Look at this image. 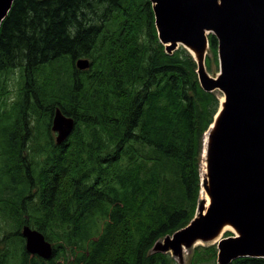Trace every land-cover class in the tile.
<instances>
[{
	"label": "trees",
	"instance_id": "obj_1",
	"mask_svg": "<svg viewBox=\"0 0 264 264\" xmlns=\"http://www.w3.org/2000/svg\"><path fill=\"white\" fill-rule=\"evenodd\" d=\"M131 14L140 24L130 23ZM209 43L210 70L212 59L218 64L219 41L210 35ZM78 58H89L91 69L77 71ZM197 70L184 48L166 53L151 0H16L0 29V80L19 72L20 99L35 105L21 124L18 107L13 112V104L0 102V218L16 221L19 236L28 223L47 239L58 223L73 264H173L169 253L154 247L193 215L185 208L165 210L159 177L144 178L136 157L139 150L149 151L168 164L184 202L198 207L203 142L220 98L201 87ZM53 97L76 129L67 147L53 146L48 134L44 160L33 156L25 165L19 131L35 136L37 122L49 133L57 106L39 113L36 104ZM98 134L103 144H96ZM26 188L39 191L36 202L25 204ZM119 237L122 246L105 260ZM36 259L52 261L23 251L19 264ZM12 260L13 251L0 248V264Z\"/></svg>",
	"mask_w": 264,
	"mask_h": 264
},
{
	"label": "water",
	"instance_id": "obj_2",
	"mask_svg": "<svg viewBox=\"0 0 264 264\" xmlns=\"http://www.w3.org/2000/svg\"><path fill=\"white\" fill-rule=\"evenodd\" d=\"M14 1L0 0V28ZM152 6L166 52L173 53L179 45L194 49L201 86L225 97L207 142L206 190L211 204L207 212L202 204L191 226L167 237L159 250L178 255L199 239L213 240L228 225L238 235L219 241V264H227L233 255L264 258V0H152ZM210 35L219 40L217 80L203 62ZM90 66L88 59L76 61L80 71ZM75 125L73 118L56 109L52 131L57 145L69 139ZM21 234L28 254L46 261L53 258V246L41 232L26 225Z\"/></svg>",
	"mask_w": 264,
	"mask_h": 264
},
{
	"label": "rangeland",
	"instance_id": "obj_3",
	"mask_svg": "<svg viewBox=\"0 0 264 264\" xmlns=\"http://www.w3.org/2000/svg\"><path fill=\"white\" fill-rule=\"evenodd\" d=\"M152 12H153L154 27L157 31L158 30L157 17L156 15H154V9H152ZM137 21H139V18L136 15L131 14L130 23L134 26V24L138 23ZM208 53H210V50H208ZM239 54L242 56L244 55L243 53H239ZM247 58H250V57H247ZM247 58H245V60H247ZM207 61L210 62V58L204 55L203 62L207 63ZM218 64H219V61H218ZM232 68H235V67H232ZM206 69L211 77H216L220 71L219 66L216 65L213 59H212V69L209 70L207 66H206ZM237 76L239 75L237 74ZM20 82H21V78H20L19 72H15V73L12 72L9 75L4 76L0 80V102L6 103L9 107H11L13 104V112H14V108L18 107L17 111H18V115L20 119L19 123L24 124L27 114L30 111H34L33 105H35V103L33 100L26 101V100L20 99ZM215 94L219 96L220 99L222 98V94L219 90L215 91ZM57 102H58V97H53L52 99H47L46 101L39 102L36 104L38 106V111L36 112L41 113L46 108L52 107V106L54 108L58 106ZM109 121L110 119L108 118L104 119L105 124H108ZM33 126H34L35 136L27 135L24 130L19 131V134H18V139L20 141L24 140L25 142L24 148L26 150V154H28V157H26V160L24 162L25 165L28 164L29 160H31V157L33 156H36L37 158L44 160L45 158L44 148L47 143L48 134L51 136V142L53 146H56V142H55L56 134L52 132L51 128L49 129V133H48V128L43 127L41 124L37 122L33 123ZM81 129H83V126ZM26 135L27 137H25ZM96 144L97 145L103 144V138L101 134L97 135ZM204 149L205 147H203V150ZM136 161L142 165V176L144 178L149 179L154 176L159 177V181L162 185V191H161V195L159 198V203L165 205V210L168 211L169 208L172 210L185 208L189 210V212L193 215V218L200 214L202 208L197 207L193 210L187 203L184 202L182 187L178 181L176 174L174 173V171L170 168L168 164L161 162L154 153L149 152V151H143V150H139L138 155L136 157ZM204 162H205V168H203ZM200 164H201V189L205 190L204 193L208 199L209 194L206 190L207 185H208L207 184L208 175H207V168H206V159L204 158L203 153L201 154V157H200ZM58 176L59 177L61 176L60 172H58ZM92 178H94V175H92ZM203 178H206L204 183L202 181ZM83 187L84 185L81 186V188ZM21 189L22 188L20 186L19 190ZM53 195L55 196V193ZM200 195H201L202 204L204 206V204L207 202V199L202 197L201 192H200ZM23 197H26L25 204H32L37 201L39 197V191L36 188H26L24 190V193L22 194V198ZM67 198H70V196H68ZM83 198L86 199V196H83ZM11 220H12L11 218H8V221H6L3 218H0V248H9L11 251H13L12 263L19 264L23 256V251H25V240L22 236L17 235L18 223L14 220L13 221ZM119 220L120 222L124 221L122 218H120ZM97 229L100 231H103L101 227H97ZM114 230H115L116 235L119 233H124V230L122 229L120 230V232H118L116 229ZM228 235H232V233L228 231L224 235V237ZM47 236H48V240L53 244L55 251H56V254L53 257L50 264H73V255L71 253V248L67 242L66 235L63 232L61 225H59L58 223L54 224V226L49 231V234ZM211 241L212 239L206 240V241L200 239L196 241L194 244H192L191 246H184L180 254L178 255L170 254L172 260L174 261L173 264H219L218 263V258H219L218 242L212 243ZM161 244H162V241H160L157 244L156 250L158 252H161L159 250V247L161 246ZM127 245H129V243H127ZM121 246H122V238L119 237L115 243V249L113 251L108 252V254L105 257V260H111L115 256L117 250ZM34 262L37 264H40V262L37 259ZM103 264H106V261Z\"/></svg>",
	"mask_w": 264,
	"mask_h": 264
},
{
	"label": "bare ground",
	"instance_id": "obj_4",
	"mask_svg": "<svg viewBox=\"0 0 264 264\" xmlns=\"http://www.w3.org/2000/svg\"><path fill=\"white\" fill-rule=\"evenodd\" d=\"M13 8V7H12ZM12 8H11V10H12ZM10 10V11H11ZM10 13V12H9ZM9 13H8V15H9ZM2 14V11H1V7H0V15ZM8 15L2 20V22H1V26H2V24H3V22L5 21V19L8 17ZM155 15V14H154ZM1 17V16H0ZM190 50V52L194 55V57L197 59L198 58V55H197V52L194 50V49H189ZM224 100V98L222 97L221 98V101H223ZM203 168H205V162H204V165H203ZM203 181V180H202ZM202 197L203 198H206L207 199V197L205 196V193L203 192V194H202ZM210 201H211V199H210V197H209V199H207V205H206V209L209 207V204H210ZM228 230H230V231H232V232H234L235 234H238L233 228H231L230 226H228V225H225V226H223V228L220 230V232H219V234L211 241L212 243H216L217 241H219L221 238H223L224 237V235L226 234V232L228 231ZM233 253V252H232ZM246 254V253H245ZM233 255V254H232ZM229 256V255H228ZM244 258H250V257H247V256H243V255H233V256H231L230 257V260H229V262L227 263V264H232L233 262H235V261H237V260H239V259H244Z\"/></svg>",
	"mask_w": 264,
	"mask_h": 264
}]
</instances>
